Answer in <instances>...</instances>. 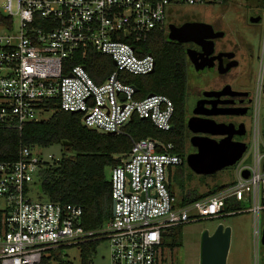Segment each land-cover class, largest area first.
I'll return each instance as SVG.
<instances>
[{"label": "built area", "instance_id": "2783aa9c", "mask_svg": "<svg viewBox=\"0 0 264 264\" xmlns=\"http://www.w3.org/2000/svg\"><path fill=\"white\" fill-rule=\"evenodd\" d=\"M231 2L6 0L3 13L11 23L0 24L7 30L0 32V126L21 130L26 123L48 119L58 108L80 113L86 127L109 134L122 133L136 116L162 131L172 130L174 102L164 94L138 98L135 85L125 83L119 73L146 75L155 70V57L144 53L143 44L154 31H166L168 8ZM89 50L109 55L115 65L101 83L85 65L68 62L75 52L85 58ZM261 63L256 111L264 44ZM172 148L150 137L133 142L128 155L111 168L112 217L95 230L83 226L81 206L31 197L35 190L42 193L40 170L61 160L62 152L56 156L45 147L24 146L17 159L0 160V264H95L104 242L110 250L108 264H162L169 229L220 216L229 197L249 196L254 202L249 211L258 220L264 208V150L256 127L252 161L238 164V182L196 201L178 203L170 186L169 172L183 163ZM246 170L249 178L244 177ZM259 233L255 228L257 239ZM64 249L79 250L80 261L63 260ZM86 249L91 251L87 263Z\"/></svg>", "mask_w": 264, "mask_h": 264}, {"label": "trees", "instance_id": "16d2710c", "mask_svg": "<svg viewBox=\"0 0 264 264\" xmlns=\"http://www.w3.org/2000/svg\"><path fill=\"white\" fill-rule=\"evenodd\" d=\"M256 2L258 7L264 8V0ZM10 23L11 18L0 11V24ZM143 47L144 53L154 55L155 70L146 75L120 72L119 77L125 83L138 88V98H144L151 93L167 95L175 105L173 130L162 131L149 119L136 116L123 128L122 133L109 134L86 127L82 123L80 113L58 108L48 119L26 123L21 130L0 126V160L17 159L20 148L24 146H61V160L48 164L39 172L41 194L50 201L81 206L83 226L88 230L102 227L112 217L111 184L107 171L121 163V158L128 155L134 141L150 137L165 144L171 143V152L183 158L181 165L185 162L189 81L187 49L183 44L170 40L168 35L160 30L154 31ZM68 62L72 65H85L91 77L98 83L103 82L115 69L109 55L92 50L87 52L85 58L77 51ZM64 142H70V145H63ZM231 185L233 184L219 186L206 196L184 195L182 201L186 203L203 199ZM244 200L226 198L223 214L233 216L242 213L247 209ZM262 203L264 205V198ZM175 236L169 232L165 234L164 247L181 246ZM90 255L91 251L86 249L83 254L85 263Z\"/></svg>", "mask_w": 264, "mask_h": 264}, {"label": "rangeland", "instance_id": "374dc122", "mask_svg": "<svg viewBox=\"0 0 264 264\" xmlns=\"http://www.w3.org/2000/svg\"><path fill=\"white\" fill-rule=\"evenodd\" d=\"M6 0H0V11L3 12ZM248 10L258 11L263 10V21L260 24H251L247 22L246 12ZM204 18L214 24H223L229 26L224 28L228 33L225 39L219 41L221 47L236 49L235 45L240 44L238 34L250 44L253 49V58L244 57L243 62L246 63L248 71L251 72L253 83L261 68V60L263 54L264 44V8L257 6L256 0H233L231 4H216L212 6H181L168 8L167 21L172 24H178L186 18ZM16 24V21H15ZM248 24V27L246 26ZM0 32L6 33L7 30L0 26ZM230 42V43H229ZM241 46V45H240ZM238 52L244 55L241 49ZM264 68V66H263ZM239 68H235L231 74L226 77H220L216 72L207 71L200 72L195 66L191 65L189 61L188 67V96L187 106L193 103L195 96H198L203 90H210L220 87L224 82L228 81L231 75L235 76L240 73ZM262 97V96H261ZM264 99V98H263ZM262 99V101H263ZM193 106H191L192 108ZM189 108V109H191ZM188 112V111H187ZM264 117V105L261 109ZM49 116V115H48ZM47 116V117H48ZM219 119V118H218ZM224 118L223 120H228ZM247 142L250 144L248 151L244 154L243 159L246 163H251V144L254 142L253 137V123L246 119ZM261 130L264 133V120L261 122ZM189 134H191L189 132ZM189 137V136H188ZM187 137L186 157L184 165L173 168V176L170 177L171 187L180 203L183 195H203L206 196L219 186L226 184H233L238 182V177L235 168L221 169L213 173H199L197 172L187 160L188 155L193 151ZM60 145H53L47 148V152L60 155L62 152ZM71 155V153H67ZM111 177V169L107 171V178ZM249 188V189H248ZM247 190H252L249 186ZM245 190V192L247 191ZM185 193V194H184ZM31 197L35 200L39 198L45 199L37 190L32 193ZM264 198L263 190L260 195L261 204ZM253 200L246 203L247 209L237 215L227 216L221 214L214 218H203L198 221L190 222L181 227L170 228L169 233L175 234L176 239L181 242V246L171 248L166 246L164 248L162 264H200V244L202 234L208 230L210 234L214 232L219 224L225 227H230L232 230L231 243L226 264H264V244L262 243V234L264 231V208L261 209L258 220L255 219L254 214L249 211V207L253 206ZM225 216V217H224ZM259 227V238H256L255 228ZM110 250L106 242L98 247L95 256V264H108ZM63 260H72L78 263L81 259V254L77 249H64L62 252Z\"/></svg>", "mask_w": 264, "mask_h": 264}, {"label": "water", "instance_id": "95a60500", "mask_svg": "<svg viewBox=\"0 0 264 264\" xmlns=\"http://www.w3.org/2000/svg\"><path fill=\"white\" fill-rule=\"evenodd\" d=\"M251 20L259 23L261 22V17L258 16ZM220 36H223V33H215L212 25L204 22H186L180 26L175 24L169 25V38L172 41L180 43L194 42L202 46L201 54L194 49L188 50L189 57L194 60V66L197 70L207 71L206 62H199V60L203 59L206 55H210L214 47L213 39ZM222 55L223 53L219 54L221 57ZM227 55H230V53ZM235 65L236 62H233L228 64L226 68H220L219 70L223 73ZM210 69L213 68L211 67ZM135 88L138 90L136 86ZM224 93V89L205 91L204 94L207 97H215L217 99L213 101V108L209 112L202 109L205 100L198 101L196 107L197 113H206L207 115L231 113L229 109L213 110L218 103V98ZM243 127L242 125L239 129H236L232 123H219L207 117H191L188 121V128L197 134V136L191 139V142L197 147L198 151L189 154L187 160L201 174L213 173L221 169L236 168L248 150V145L245 142L233 141L234 135L241 133L244 129ZM214 136H222L223 138L217 140ZM63 145H70V142H64ZM249 176V171L246 170L244 177L249 178ZM39 190L42 191L41 184L39 185ZM231 234V228L225 227L223 224H219L212 234L208 230H205L202 234L200 244V264H226L230 249ZM262 243L264 244V231L262 234Z\"/></svg>", "mask_w": 264, "mask_h": 264}, {"label": "flooded vegetation", "instance_id": "af4514ba", "mask_svg": "<svg viewBox=\"0 0 264 264\" xmlns=\"http://www.w3.org/2000/svg\"><path fill=\"white\" fill-rule=\"evenodd\" d=\"M225 5H228V3ZM246 15H247V22L249 21L248 23L257 25L263 21V10H258V11L248 10L246 12ZM258 16L261 17V22L258 23V22H253L251 20L252 18H255ZM186 22L208 23V24L212 25L215 33H219V34L223 33V36H220V37L213 39L214 47H213L210 55H208V56L206 55L203 59L199 60V62H201V61L206 62L207 68H208L207 71L216 72L220 77L221 76L226 77L227 75L231 74V72L235 68L236 69L239 68L241 70V71L239 70L240 73H237L235 76L231 75L232 77H229L228 81L224 82L220 87L210 89V90H222V89H224V92H225L223 95H221L218 98V103H217L215 109H213V110L229 109V110H231L230 111L231 113H227V114L221 113V114H217V115H207L206 113L198 114L196 111L198 101L205 100L204 107L202 109L204 111L209 112L213 108V101L217 99L215 97H207L204 94L205 91H207V90H203L201 93H199L198 96H195L193 103L189 104L190 106L188 107V118H191L193 116L212 118L219 123H227V124L232 123L235 125L236 129H239L240 126L243 125L244 129L241 131V133H236L234 135L233 141L245 142L248 145V147L250 146V144L246 141L247 140L246 119H249L253 123V129H252L253 137H254L255 127H256L258 135H259L260 145H261V147H264V133L261 130V122H262V119L264 120V117L262 116V113H261L262 106L264 105V99H263L264 98V79H263V87H262V92H261L262 97L260 98V101H259L258 107H257L258 109L256 111L255 110V108H256L255 97H256V89H257V83H258V75L256 77V81L253 83V78L251 77L252 76L251 72L248 71V67H247L246 63L243 62V59L246 56L249 59L253 58L252 47L246 41V39L241 36V34H238V39H239L240 44L238 43L235 45L236 49L221 47L222 45H220L219 41L222 39H225L226 37L228 39V36H229L228 33L226 32V30L224 29V28H227L229 26H226L224 24L222 26V24H220V23L214 24L210 21L204 20V18L194 17V18H186L182 22L175 24V25L180 26ZM170 24H172V23H170ZM246 26L248 27V24H246ZM232 28H230V29H232ZM183 44L187 50L188 49H194L200 53L203 49L202 46H200L199 44H196L194 42H188V43H183ZM237 48L241 49L242 52L244 53V55L243 54L240 55ZM222 53H223L222 57L219 56V54H222ZM228 53H230V55H227ZM189 61H190L191 65L194 66V60L189 57ZM233 62H236V65L233 66L230 70L223 72V73L220 72V70H219L220 68L224 69V68H226V66L228 64L233 63ZM221 63H222V66H221ZM211 67L213 69H210ZM198 71L207 72V71H202V70H198ZM262 99H263V101H262ZM191 106H193V107L191 108ZM189 108H191V109H189ZM224 118H229V119L223 120ZM189 132L191 134H187V137L189 136L188 140H189L191 148H193V151H191V152H197L198 151L197 147H195L191 142V139L194 136H197V134L192 132L191 130H189ZM214 137L217 140H220L221 138H223L222 136H214Z\"/></svg>", "mask_w": 264, "mask_h": 264}, {"label": "crops", "instance_id": "0c3cea01", "mask_svg": "<svg viewBox=\"0 0 264 264\" xmlns=\"http://www.w3.org/2000/svg\"><path fill=\"white\" fill-rule=\"evenodd\" d=\"M170 25V24H169ZM165 32V34H167L168 35V37H169V26H168V28L166 29V31H164ZM170 39V38H169ZM171 40V39H170ZM175 42H177V41H175ZM178 43H180V42H178ZM181 44H183V43H181ZM184 45V44H183ZM189 50V49H188ZM188 50H187V58H188V61H189V54H188ZM114 64V63H113ZM188 67H189V62H188ZM188 106H187V101H186V121L188 120L189 121V119L190 118H188ZM188 121L186 122V126H187V130H186V140H187V134H189V128H188ZM173 127H174V125H173ZM174 129V128H173ZM172 129V130H173ZM40 147V146H39ZM250 147V146H249ZM249 147H248V149H249ZM263 148V150H264V147H262ZM187 149V144L185 145V150ZM248 151V150H247ZM252 144H251V153H250V155H251V157H252ZM191 153H194V152H191ZM190 153V154H191ZM251 160H252V158H251ZM240 163H242V164H250V163H246L245 161H244V159H242L241 160V162ZM239 163V164H240ZM235 170H236V168H235ZM173 169L169 172V178L170 177H172L173 175ZM236 174H237V171H236ZM236 183V182H235ZM235 183H233V184H235ZM170 186H171V184H170ZM232 186V185H231ZM172 188V187H171ZM173 190V189H172ZM174 192V191H173ZM185 194V193H184ZM184 196V195H183ZM183 198V197H182ZM180 201H182V199L180 200ZM183 202V201H182ZM244 202L245 203H249L250 204V202H251V198L249 197V196H247L246 198H245V200H244ZM251 208V206L248 208V209H250Z\"/></svg>", "mask_w": 264, "mask_h": 264}]
</instances>
